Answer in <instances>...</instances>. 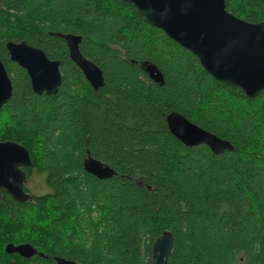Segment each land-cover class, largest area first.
<instances>
[{
    "label": "trees",
    "instance_id": "obj_1",
    "mask_svg": "<svg viewBox=\"0 0 264 264\" xmlns=\"http://www.w3.org/2000/svg\"><path fill=\"white\" fill-rule=\"evenodd\" d=\"M227 10L264 21V0H227ZM57 33L82 36L81 52L103 71L95 91ZM27 41L61 64L54 95L33 91L10 59ZM0 59L13 96L0 111V141L30 152L49 188L28 202L0 189V264H154L152 244L174 234L169 264H264V91L249 98L218 81L188 49L124 0H0ZM163 73L154 82L143 63ZM176 111L229 141L215 154L169 130ZM87 152L115 170L99 179ZM30 243L43 256L7 254Z\"/></svg>",
    "mask_w": 264,
    "mask_h": 264
},
{
    "label": "water",
    "instance_id": "obj_2",
    "mask_svg": "<svg viewBox=\"0 0 264 264\" xmlns=\"http://www.w3.org/2000/svg\"><path fill=\"white\" fill-rule=\"evenodd\" d=\"M132 4L142 20L162 29L168 37L197 56L201 65L212 77L230 87H237L249 98L264 91V21L249 22L227 10V0H124ZM65 40L71 60L97 91L104 83L102 69L83 55L80 49L82 36L57 33ZM10 59L23 67L37 94L54 95L62 83L61 64L50 59L44 50L27 41L6 43ZM149 78L165 84L163 73L156 65L143 63ZM13 96V84L0 59V111ZM170 132L187 146L205 144L215 154L234 146L227 140L199 127L184 115L173 111L167 115ZM84 169L99 179L111 178L115 170L90 152L84 159ZM29 150L16 141H0V189L14 200L28 202L33 196L25 189L32 167ZM174 246V234L166 230L152 244L154 264H169ZM7 254L17 253L23 258L43 256L30 243L5 246ZM56 264H78L63 257H54Z\"/></svg>",
    "mask_w": 264,
    "mask_h": 264
},
{
    "label": "rangeland",
    "instance_id": "obj_3",
    "mask_svg": "<svg viewBox=\"0 0 264 264\" xmlns=\"http://www.w3.org/2000/svg\"><path fill=\"white\" fill-rule=\"evenodd\" d=\"M25 185L33 194H43L49 190L45 182L44 175H41L37 172L33 173L32 177L29 180H27Z\"/></svg>",
    "mask_w": 264,
    "mask_h": 264
},
{
    "label": "bare ground",
    "instance_id": "obj_4",
    "mask_svg": "<svg viewBox=\"0 0 264 264\" xmlns=\"http://www.w3.org/2000/svg\"><path fill=\"white\" fill-rule=\"evenodd\" d=\"M84 165V164H83ZM31 194V193H30ZM7 245V244H6ZM6 252V251H5Z\"/></svg>",
    "mask_w": 264,
    "mask_h": 264
}]
</instances>
